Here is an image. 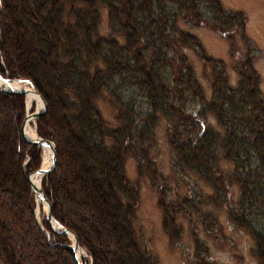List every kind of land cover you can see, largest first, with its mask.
<instances>
[{
	"label": "trees",
	"instance_id": "trees-1",
	"mask_svg": "<svg viewBox=\"0 0 264 264\" xmlns=\"http://www.w3.org/2000/svg\"><path fill=\"white\" fill-rule=\"evenodd\" d=\"M99 5L112 36L100 33ZM179 20L220 34L231 55L236 38L246 43L233 65L235 84ZM245 25L243 12L220 0H0V76L30 80L43 99L36 132L52 141L55 162L41 186L52 217L91 264H158L135 236L139 190L126 175L128 157L158 191L170 240L179 238L176 215L190 205L168 202L159 186L151 153L160 120L170 126L176 165L210 187L208 204L226 206L237 187L228 218L264 264V95ZM182 48L194 49L210 70L209 99ZM25 115V95L0 92V260L75 264L69 237L43 214L36 220L28 175L41 167V149L22 134Z\"/></svg>",
	"mask_w": 264,
	"mask_h": 264
},
{
	"label": "rangeland",
	"instance_id": "rangeland-1",
	"mask_svg": "<svg viewBox=\"0 0 264 264\" xmlns=\"http://www.w3.org/2000/svg\"><path fill=\"white\" fill-rule=\"evenodd\" d=\"M220 1L225 9L241 11L245 16V33L252 45L253 66L260 74V89L264 95V0ZM99 12L100 33L112 36L107 21V9L99 5ZM179 23L180 29L199 39L208 55L221 59L226 64L230 81L235 84L237 74L233 65L239 62L240 57L247 52L246 43L236 38L234 43L236 53L231 55L232 44L220 34L206 27L193 26L181 20L178 21ZM182 51L189 58L197 79L209 99L211 96L210 70L203 65L194 49L182 48ZM13 80L15 79L10 81ZM22 83L33 89L32 84ZM25 102H27L26 98ZM98 105L110 125L115 126L113 110L109 104L104 99H100ZM35 110L36 105H31L29 112ZM35 120L36 118L30 119V125L37 135ZM169 128L166 121H159L156 127V141L152 147L151 154L157 168L159 186L165 187L164 198L168 202L177 206L187 200L190 208L176 215L180 234L177 240H170L163 226L162 210L158 206V191L151 187L147 178L138 176L135 159L128 157L125 162V172L128 179L135 183L139 190V202L134 220V232L138 244L150 254L155 255L158 264H257L251 238L246 232L235 227L228 218V207H236L235 204L239 197L237 187L235 185L230 187L226 206L219 208L208 204V198L212 195L210 187L176 165L167 142ZM42 154L43 149H41V166L43 165ZM220 164L225 168L231 167L225 161H221ZM44 211L45 207L42 202L36 200L35 217L38 222L41 221ZM81 250L83 254L79 255V258L82 264L83 261L91 264L87 252L83 248ZM0 264H2L1 260Z\"/></svg>",
	"mask_w": 264,
	"mask_h": 264
},
{
	"label": "water",
	"instance_id": "water-1",
	"mask_svg": "<svg viewBox=\"0 0 264 264\" xmlns=\"http://www.w3.org/2000/svg\"><path fill=\"white\" fill-rule=\"evenodd\" d=\"M17 82H27V83H31L30 80H24V79H21V78H17L13 81H10L6 78H2L0 76V92H8V93H21L23 95H25V98H27V90L26 89H21V88H13L11 87V84H15ZM33 87V93L37 94L39 97H40V100H41V109H36L34 112H31L30 113V119H35L37 118L43 111V108H44V102H43V99L42 97L40 96V94L38 93V91L35 89V87L32 85ZM29 108L30 107H27V102H26V110L27 112L29 111ZM28 113L26 114L25 116V119L22 123V126H21V130H22V134L23 136L25 137L26 140H28L29 142L35 144L38 148L42 149L43 145L46 144L47 146H49L50 148V151H51V163L48 167H40L39 169L31 172L29 175H28V180L33 188V192H34V195H35V199H37L36 197V193L37 191L39 192V197H38V200H40L42 202V205L45 207V211H44V216H45V219L47 221V223L54 229H57V230H60L62 231L63 233H65L70 241H71V248L73 250V255H74V258H75V264H82V262L80 261V258H79V253H78V249L81 248L76 240V238L68 231L66 230L63 226H61L58 222H56L54 220V218L52 217L51 215V209H50V206L46 200V197H45V194L43 192V189H42V186H41V183L38 185H36V183L34 182L33 180V176L34 175H37V174H41L42 176L45 175L49 169L52 167V165L54 164L55 162V152H54V145L52 144V142L50 140H47V139H43L41 137H39L38 135H36L35 138L33 137H30L28 135L25 134V127H26V124H27V121H28Z\"/></svg>",
	"mask_w": 264,
	"mask_h": 264
},
{
	"label": "bare ground",
	"instance_id": "bare-ground-1",
	"mask_svg": "<svg viewBox=\"0 0 264 264\" xmlns=\"http://www.w3.org/2000/svg\"><path fill=\"white\" fill-rule=\"evenodd\" d=\"M20 83V84H19ZM19 83H15V84H11V87L13 88H21V89H26L27 90V107H30L31 105H36V109H41V100H40V97L33 93V90L32 88H30L29 86H26L25 83H22V82H19ZM22 83V84H21ZM28 121H27V124H26V127H25V134L30 136V137H33L35 138L36 137V133L33 129V127L30 125V112L28 111ZM43 149V165L42 167H48L51 163V151H50V148L49 146H47L46 144L43 145L42 147ZM42 175L41 174H37V175H34L33 176V180L34 182L36 183V185L40 184L41 181H42ZM36 197H37V201H38V197H39V192L37 191L36 193ZM78 253L80 256H82V250L81 248L78 249Z\"/></svg>",
	"mask_w": 264,
	"mask_h": 264
}]
</instances>
